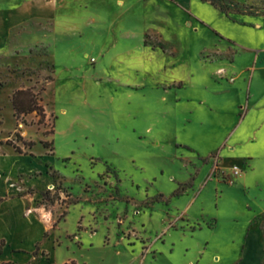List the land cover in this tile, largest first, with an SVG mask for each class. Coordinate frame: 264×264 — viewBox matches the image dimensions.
<instances>
[{
  "label": "rangeland",
  "instance_id": "rangeland-1",
  "mask_svg": "<svg viewBox=\"0 0 264 264\" xmlns=\"http://www.w3.org/2000/svg\"><path fill=\"white\" fill-rule=\"evenodd\" d=\"M228 2L260 30L232 29L242 46L172 6L145 27L0 0V195L43 226L31 264H264V0ZM20 89L42 122L15 119Z\"/></svg>",
  "mask_w": 264,
  "mask_h": 264
},
{
  "label": "crops",
  "instance_id": "crops-1",
  "mask_svg": "<svg viewBox=\"0 0 264 264\" xmlns=\"http://www.w3.org/2000/svg\"><path fill=\"white\" fill-rule=\"evenodd\" d=\"M34 1L39 3L40 0ZM52 1L56 3L58 0ZM99 2H102L101 11L105 13V22H108V18H106L108 13L114 11V17L112 20L114 25L122 20L127 25H131L136 21L135 16L137 14L140 17V21L144 23L145 27H150L152 24L161 25L164 19L163 13H167L168 7L172 6L179 9L182 13L185 12L189 19L196 20L203 25L210 27L211 30L218 31L217 33L219 35L234 42L236 45L241 44L234 39L232 34H230L232 29L240 31L249 29L251 31L260 32L259 29H255L249 25L250 22L247 17L241 15V17L244 18V21L233 22L218 8L201 0L194 1L196 4V10H193L190 6L180 4L178 0H99ZM20 6L28 9L27 3L25 4L23 2ZM54 6L56 7V5ZM26 13L30 14L29 9ZM253 75L254 74H251L250 79L249 98L245 99V102H242V105L245 108L244 116L247 115L249 109L251 108L250 100L257 96V93L254 91L255 89L252 90V83L254 79ZM224 93H227V91L223 86H211V112L216 108V103L214 101L215 98L212 95L216 96ZM218 116L221 121L226 118V115L224 114H219ZM0 174H2V170H0ZM17 197L21 199L24 196L17 195ZM0 198L2 199V202L0 203V210L5 208V217L0 225V264H31L35 260H38V257H35V246L41 240L43 226L41 225L38 217L34 214L26 217L23 216L27 205L24 206L20 199H15L13 196H6V193L0 195ZM9 202L14 203L11 205ZM33 233H35L36 236ZM29 241H32L31 246L25 244Z\"/></svg>",
  "mask_w": 264,
  "mask_h": 264
},
{
  "label": "trees",
  "instance_id": "trees-1",
  "mask_svg": "<svg viewBox=\"0 0 264 264\" xmlns=\"http://www.w3.org/2000/svg\"><path fill=\"white\" fill-rule=\"evenodd\" d=\"M208 2L213 7L218 8L222 13H224L226 16L228 15L229 10H233L235 12L240 11V9L235 6L232 7L231 3L228 2V0H201ZM217 35H219L217 32H215ZM11 105L13 110V116L15 119L24 121V117L35 113L37 116L40 117V121L42 122L45 118V111L44 107L41 104V99L39 98L38 94L34 93L30 89H20L12 93L11 96ZM24 145L28 148H30L33 143L32 142H24ZM15 150L18 153H21V150L18 147H15ZM2 202V199L0 198V203Z\"/></svg>",
  "mask_w": 264,
  "mask_h": 264
}]
</instances>
